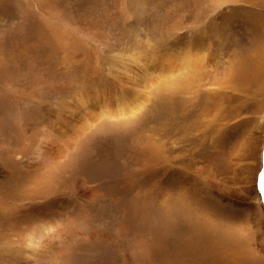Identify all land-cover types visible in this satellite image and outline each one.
<instances>
[{
	"label": "bare ground",
	"instance_id": "bare-ground-1",
	"mask_svg": "<svg viewBox=\"0 0 264 264\" xmlns=\"http://www.w3.org/2000/svg\"><path fill=\"white\" fill-rule=\"evenodd\" d=\"M37 1L35 10L44 23L48 27L51 26L50 34L63 58L59 59L62 64L53 68L45 53L41 54L40 58L30 57L29 53H26L28 55L15 56L18 60H15L13 65L6 63L0 66V70L5 73L4 78H8L11 68L12 73L25 77L27 83L18 77V87L27 88V84L31 85L32 81H36L34 95L28 94L23 102L22 99L14 101L16 108L14 113H10L11 116L14 114L12 126L16 132L17 145H8L5 151L8 160H0L13 165L7 168L10 181L3 184L5 190L1 198L5 197V202L0 200V214L10 225L9 229L12 228L13 236L22 243L13 245L14 239L4 240L3 237L0 241V252L10 249L9 246H15L23 255L24 264H58L63 255H66L67 248L78 239H98L95 234L84 235L80 230L70 233L63 229L66 221L74 217L77 204L84 208L102 195V187L97 186L95 182L101 181L103 184L105 180H109L110 184H104V188H114L112 175L105 176V179L102 177L101 172L104 171L101 170H105V167L94 175L97 171H88L80 162L87 153L84 156V153L75 155L74 151L82 144L85 146V141L92 135L96 136L90 143L94 148V154H90L95 160L94 164L98 165L102 156L111 154V149L106 147L112 145L114 155H120L123 159L125 157L122 162L124 165L129 159L134 162L135 182L143 186L149 184L157 208L164 209L167 213L174 208L176 202H186L185 199L197 200L196 204L200 210L201 207H209L203 199H210L217 207L211 206L205 211L212 214L219 213L217 208L220 211L229 208L234 213L238 209L239 200H229L230 203H227L224 196L231 193L239 196L246 191L238 187L242 181L249 185L250 193L257 195L256 176L260 169L258 154H261V151L256 130L261 129L264 120V111L259 109L262 104L257 98L264 90V70L255 67L254 63L259 66L263 61L258 59L259 57L248 55V49L245 55L238 56V24L233 26L230 21H221L230 17L231 12L237 13L243 9L249 14L246 16V23L252 22L250 17L257 6L254 1L207 0V4L203 5L193 0V6L186 15L177 13L174 19L168 20L163 26L165 30L158 39L165 42L163 45L149 42L147 38L149 43L144 46L140 43L129 46L130 41L112 44L110 33L107 36H95L73 29L60 13L52 10L41 11L43 4L46 5L45 0ZM238 18L239 16L236 17V22ZM139 19H142V16ZM257 26L256 24L255 27ZM228 28L230 38H225L224 33ZM24 41L26 43V39ZM166 46L170 47L163 51ZM231 47H235L232 56L228 50ZM43 59L46 61L42 62ZM47 70L57 73L58 79L53 80L58 83L55 88L54 83H49L50 78L48 80L44 76L31 74L33 71L47 74ZM13 88L10 83L6 84L8 92L13 91ZM252 94L255 95L253 98ZM38 97L41 99L38 100ZM252 107L259 109L256 113L263 114L259 115L257 126H254L257 129L254 132V128H251L239 137L238 132L244 131L243 126L248 124L246 121ZM22 141L28 143L26 148H20ZM226 143L231 147L225 149ZM86 145L88 147V143ZM197 148L200 150L196 151ZM91 150L86 148L84 151L92 152ZM70 154L75 163V171L83 169L85 173L77 174L68 187L60 188L54 185V188H41L47 184L45 179L50 176L63 183L64 177L56 172L64 167ZM224 156H228L230 163H233L232 177L224 178V175H221L225 166L219 165L226 160ZM89 164L95 168L93 163ZM1 166L5 168L3 164ZM73 168L71 166L70 172H75ZM108 171L107 169L105 174ZM17 180L22 187L16 190L15 194L7 187ZM226 181L230 182L231 186L226 184ZM170 187L177 188L176 201L171 200L173 192ZM28 190L32 192L25 194ZM8 192L12 196V202L7 198ZM37 199L42 201L36 202ZM250 199H244L240 204L247 211V230L253 233L257 225L256 236L261 242V247L254 249L256 255H263L264 218L256 213L257 206L252 203L253 200L257 201V198ZM192 209L187 222L192 216L200 215L196 208ZM184 215L183 213L182 216ZM206 220L209 223L208 216ZM75 224L77 225L76 222ZM211 226L216 228L217 224L215 226L212 223L209 227ZM233 230V227L226 229L229 233ZM219 234V241H214L222 246L224 230ZM162 247L159 250L161 254L164 251H161ZM221 251L222 248L216 253L220 255ZM166 254L168 256V253ZM219 257L224 256L221 254ZM242 257L243 254L227 259L225 264H238ZM151 258L153 257L145 250L141 261L143 263L145 260L144 264H155ZM223 262L224 259L221 264Z\"/></svg>",
	"mask_w": 264,
	"mask_h": 264
},
{
	"label": "rangeland",
	"instance_id": "rangeland-1",
	"mask_svg": "<svg viewBox=\"0 0 264 264\" xmlns=\"http://www.w3.org/2000/svg\"><path fill=\"white\" fill-rule=\"evenodd\" d=\"M139 1L138 0H45L46 5L43 4L44 7L41 9V11L52 10L54 12L60 13L61 17L67 20L68 24L72 26L71 28L78 29L82 32L84 31L91 35L96 36V34L97 35L99 34V35L107 36L110 33L112 44H117L116 42L124 43L126 41H130L131 45L129 46H134L135 43H140L144 46L146 45V43L149 42L163 45L165 42H160L161 40L159 41L158 39L159 37L162 36L161 34L162 31L165 30L163 29V26L166 25V22L168 20L174 19L177 13L179 15L180 14L186 15L189 8L193 6L192 3L193 0H139ZM196 1H198V4H202V3L203 5L207 4L205 2L207 0H196ZM252 1H254L255 4H257V6L254 7L253 13L251 14L252 16L250 18L251 20L255 21V23L258 25L257 26L258 28L255 27L256 24L253 21L250 23H246V21H248V18L246 16H248L249 14H246L244 12L245 10L243 9L237 11V13L231 12L230 17H225L221 19V21L222 22L230 21L233 26L238 24V32H240L238 33V56L245 55L246 49H248L249 50L248 55L255 56L256 58L259 57L258 59L260 60L262 59L263 61L262 64L264 65V0H252ZM37 3H38L37 0H0V66L5 65L6 63L13 65V62L15 60L16 61L18 60L17 57L21 56V54H26V53H29V55L28 54L26 55L36 58L42 57V55L45 53L46 59H48L47 60L48 63L51 64V67L53 68L62 64V62L59 59H62L63 55L61 57L60 54L61 51L55 47V42L53 41L52 35L50 34L51 26L48 27V25L44 23L40 15L37 14L35 10ZM183 10H186L185 13H181V11ZM141 16L142 19H139L141 18ZM238 16L239 18L238 21L236 22L235 19ZM247 25L249 27H246ZM142 27L143 29H141ZM228 31L229 28L224 33V36L226 35L225 38H230L229 36L230 34H228ZM25 39H26V43L24 41ZM146 39L149 42H147ZM169 47L170 46L163 47L164 48L163 51L169 49ZM228 50L231 51L230 56H232V54H234L235 47H231ZM12 53H14V55ZM52 53L53 54L58 53V54H56L57 55L56 56L53 55ZM46 59H43L42 62L46 61ZM262 64L261 65L259 64L258 66V63H254L255 67L264 70V66ZM12 71L13 70L11 68V72L8 74V78H4L3 76L5 75V73H3L0 70V160H4V159L8 160L7 153L5 152L7 150L8 145L10 144L17 145L16 132L14 131L12 126V118L14 119V114L13 116H11L12 115L11 113H14L16 108L14 105V101H16L17 99H22L23 102L29 96L28 94L34 95V93H36L35 80L32 81L31 85L27 84V88L18 87L20 84L18 77H20V79L22 78V80L24 81H25V77L19 76L18 73L14 74V72L12 73ZM50 71L52 73L47 70V72L49 73V74L47 73L49 75L48 77L47 74L43 72H39V73L32 72L31 74L37 76H44L47 79L50 78L49 83H54L53 85L55 88L56 84L58 83L53 82V80L55 81V79H58L57 73L56 72L53 73L54 72L53 70ZM7 83H10V86L12 88L14 87L13 91L10 92L7 91L6 89ZM56 91L58 92V90ZM24 93L25 95L26 94L27 95L26 96L22 95ZM254 96L255 95L252 94L251 98H253ZM39 99L41 98L38 97V100ZM257 100H260L262 104V107H259V109L262 108L264 111V90L261 96L257 98ZM11 102L13 105L11 104ZM259 109H257V107L251 108V113L249 114L250 116H248V120L246 121V123L248 124L246 126L241 125L244 127L243 129L244 131L240 130L238 132V136L241 135V133L242 135H244L243 132L249 131L251 128H254V126H257L258 123L257 119L263 115L256 113V111H259ZM256 129L257 128L255 127L253 131L255 132ZM256 133L258 134L257 136L259 137L258 147L259 150L261 151V154L260 153L258 154V158H260L258 162V164H260V169L256 176V178L258 179L259 174L261 172H264V120L261 129L259 130L257 129ZM95 137H96L95 135L94 136L92 135L90 139L85 141L86 143H88V147L90 148V150L92 149L91 150L92 152L84 151L86 148L89 149L85 143V146H83V144L80 146V148L82 149L78 147L77 149L78 151L77 150H76L77 152L74 151L76 153L75 155L78 156L80 153L82 154L84 153L83 154L84 156L87 153L86 156L82 157L83 161L82 160L80 161L81 165L83 167L85 166L88 171L91 172L97 171L96 174L94 175H97L101 171H104V173L101 172L102 177L104 179L107 176L112 175V177L111 176L110 177L113 179L112 181L114 188L113 189L109 187L108 189L104 188V184L105 185L110 184L109 180L107 181L105 180L103 184L101 181L95 182L97 186L102 187V188L100 187L101 188L100 195L101 194L102 195L98 197L93 203H89L88 205H85L84 208L83 207L81 208L80 204L76 205L77 208L73 217L74 219L72 218L70 220H67L63 226V229H67V231H69L70 233H74L75 231L80 230L84 235L95 234L98 236V239L96 240H92V239L89 240L87 238L86 240L81 238L78 239L76 242L72 244L71 247L69 246L70 248L69 247L67 248V252L65 253L66 255H63V257L60 259L61 261L59 260L58 264H60V262L61 264H144L145 260L142 263L141 259L143 252L145 250L149 255H151V257H153L151 259L152 260L154 259L153 261L155 262V264H221V261L223 259H224L223 264H225L227 259L230 260L236 258V256L241 254H243V257L241 258L238 264H264V254L256 255L254 249V247H257L258 249H260L261 247V242L260 240H258L259 238L257 237L258 234H256L257 225L255 226L256 229H253L252 231L253 233H250V231L247 230L246 228V225L248 223L247 211H245L244 207L242 208L241 206L242 204H240L244 199L257 198V201L253 200L254 202L252 203L256 204L257 206L256 213L261 214L264 218V186L261 185L259 179L256 181L257 195L254 192L250 193L249 185H247L245 182L243 183L242 181L238 187L243 188L246 191H244L239 196L238 194H232V193L226 194V196H224L225 199L227 200L226 201L227 203H230V201L236 199L239 200L238 209L234 213H232V211L229 208H225V210L223 211L222 210L220 211V209L217 208L219 213H215V214H212V212L211 213L206 212L208 208L211 206H213L211 208L217 207L216 204L210 201V199H203V201L206 200L205 203L206 205L209 206L206 209L201 207L200 210L196 204L197 200L185 199L186 202L185 201H180L178 203L176 202L174 208L171 209V211H168L169 213H167V211H165L164 209L159 210L157 208L156 202L154 200L153 192L151 191V186L149 184L148 185L146 184L147 186H143L142 184L135 182L136 179L134 178L135 175L133 172L134 171L133 167H135L134 162H132L131 159H129L130 161H126V165H124V163L122 162H124L125 157L123 159L120 158V155L119 156L114 155L115 151L112 145L106 147L108 148V150L111 149L109 150L111 154L105 157L102 156L101 163H99L98 165L94 164L95 160H93L90 156V154H94V148L90 146V143L93 142V139ZM27 145H28L27 142L22 141L20 148H26ZM185 146H187V144H185ZM224 147L225 149H227L228 147L231 146L226 143L224 144ZM197 150L200 149L197 148L196 151ZM129 154L130 153L128 152V155ZM71 155L72 154H70L68 159L65 161L64 167H62L61 170H58L59 172L58 171L56 172L59 174L61 173V176L64 177L63 183L60 182L58 179L55 178L53 179V176H50L47 179H45L47 181V184L42 186L41 188L49 187V186H51V188H54V185L60 188L68 187L71 185L72 180L77 177V174L82 175L83 173H85L83 169H79L75 171V169L73 168L75 163L73 162V157H71ZM224 158L227 161L225 160L222 164L219 165L223 167L225 166L224 167L225 170L221 171L222 173L221 175H224L223 176L224 178L232 177L231 172L233 170V166H232L233 163H230V158L228 156H224ZM6 163L7 161L0 162V198L4 192L3 190H5L3 189L4 188L3 184L7 181H10L9 176L7 174V170H8L7 168L13 166L10 164L8 165ZM89 163H93L95 165V168L90 167ZM1 164L5 166L4 169L3 166H1ZM71 166L75 172H70ZM102 167H105V170L104 169L101 170ZM107 169L109 171L106 172L105 174V171H107ZM119 173L122 175H120ZM54 176H57V174H54ZM119 177L121 179H119ZM99 182L101 183L99 184ZM226 184L230 185V182L226 181ZM21 187L22 186L20 185V183H18L17 180V181H12L9 187L7 188L11 189V192L16 194L17 193L16 190H20ZM132 188L135 190H133ZM136 188L138 190H136ZM170 188L171 191L173 192V194L171 195L172 197L171 200L176 201V199H178L176 193L177 188L176 187H170ZM31 192L32 190H28L25 192V194H30ZM235 195H237L238 197H236ZM7 198L10 199V202H12V196L10 195V193L8 194ZM0 200L5 202V197L1 198ZM40 201H42V199L36 200V202H40ZM137 205H139V208H137ZM192 208H196L197 212L200 214L199 217L201 216V218L197 216L196 217L192 216L191 219L187 222L189 213L193 211ZM132 213L133 216H131ZM183 213L185 214L184 216H182ZM169 214H171L173 217ZM203 214L205 218L204 216H202ZM214 215L215 217H213ZM220 215L221 217H219ZM134 216H138V217H134ZM207 216L210 220L209 223L206 220ZM157 218L158 220L161 221V223H159L160 221H158ZM75 222L77 223V225L75 224ZM212 223H214L215 226L217 224V227L216 228L213 226L209 227ZM8 225L9 224L2 219V216L0 214V241L3 239V237H5L4 240L10 239L12 241L14 239L12 241L14 243L13 245L17 243H22L21 240L13 236V233H11L12 228L10 227L11 229H9L10 225L9 226ZM191 226L192 228H190ZM230 227L234 228L233 230L234 232L232 231V233H229L226 231V229H229ZM172 228H174L175 230H171ZM221 230H224V243L222 246H220L219 244L217 245L214 241L215 239L219 241L218 236H220L219 232ZM181 233L182 235H180ZM190 233L192 234L191 236ZM162 234L164 235V237ZM174 235L175 237H171ZM160 247L163 248V249L161 248V251L164 250L162 251L163 255L159 251ZM187 247L189 249L186 250ZM9 248L10 249L7 248L6 250L1 251L2 253L0 252V264H24L25 261L23 260V255L18 252L15 246H9ZM220 248H222L221 254L224 256L223 258L219 257L221 254L218 255L216 253V251ZM165 249H167L166 250L167 252L165 251ZM171 251L172 253H170ZM138 253L141 256L140 255L138 256L137 255ZM166 253H168V256ZM165 256L167 257L165 258Z\"/></svg>",
	"mask_w": 264,
	"mask_h": 264
},
{
	"label": "snow or ice",
	"instance_id": "snow-or-ice-1",
	"mask_svg": "<svg viewBox=\"0 0 264 264\" xmlns=\"http://www.w3.org/2000/svg\"><path fill=\"white\" fill-rule=\"evenodd\" d=\"M258 179H259V182L261 183V185L264 186V172H261L259 174Z\"/></svg>",
	"mask_w": 264,
	"mask_h": 264
}]
</instances>
